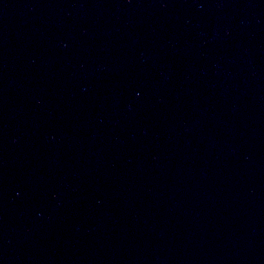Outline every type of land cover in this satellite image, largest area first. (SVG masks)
<instances>
[{
    "label": "water",
    "instance_id": "1",
    "mask_svg": "<svg viewBox=\"0 0 264 264\" xmlns=\"http://www.w3.org/2000/svg\"><path fill=\"white\" fill-rule=\"evenodd\" d=\"M98 144L226 264H264V0H0Z\"/></svg>",
    "mask_w": 264,
    "mask_h": 264
}]
</instances>
